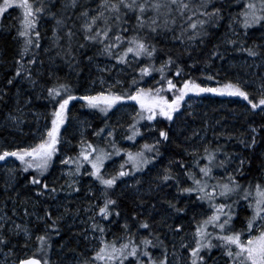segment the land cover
I'll return each instance as SVG.
<instances>
[{
  "label": "snow or ice",
  "instance_id": "snow-or-ice-1",
  "mask_svg": "<svg viewBox=\"0 0 264 264\" xmlns=\"http://www.w3.org/2000/svg\"><path fill=\"white\" fill-rule=\"evenodd\" d=\"M232 2L242 3V8L230 17L228 29L232 35L225 33L221 43L233 46V50L246 53L253 60L259 58L264 62V43L245 46L246 41L240 38L241 35L247 36L250 28H264V0ZM57 3L61 4V12L53 11ZM77 8L81 9L78 13ZM9 9L19 10L15 19L17 38L21 41V46L15 60V77L27 79L33 88L41 86L42 90H46L45 98L51 105V111L45 117L47 122L43 130L37 127L30 143L14 149L0 150V161L8 163V158H14L23 172L35 173L30 177V183L34 186L36 196L55 200L56 193L64 191V187L61 185L57 188L55 179L48 182L46 174L58 155H62L61 146L64 143L71 144L65 133L68 130L72 102L83 101L81 107L96 110L105 117L104 126L95 129L92 135L104 138L111 151L88 140L85 130H81L77 145L79 150L75 155H64L60 159V164L67 166L64 174L73 178L68 183L70 191H80L79 180L74 177L81 175L90 176L100 186L97 189L99 195L95 196L96 203L90 202L85 209L91 213L88 219L91 221L92 239L96 243L92 245L90 254L78 259L77 264H218V259L222 258H226L225 264H264V180L248 179L247 183H242L238 176L246 178L245 164L250 165L251 160L242 157L238 160L237 167L229 171L228 165L236 157L224 153V158L220 159L217 155L221 152L219 146L210 150L205 145L203 156L198 149L193 148L189 153L193 156L190 166L182 158L170 159L168 165L157 171L148 181V192L144 195L163 191L164 188H175L176 195L166 199L164 203L178 217L187 214L189 208L197 205V202L199 205L207 204L211 210L208 212L200 207L196 211L193 208L187 232L183 223L169 224L167 214L162 216L159 225L167 228L173 237L185 233L180 236L178 247L175 243L172 245L171 254L153 222L149 218L141 219V213L134 212L131 222L125 218L121 226L123 232L119 235L113 232L111 239L108 238L111 229L103 223H118V218L121 217L119 201L113 195L119 186L118 181L133 188L137 194L142 193L144 180L137 178L136 174L145 173L146 169L147 173H151L160 162L163 156L161 149L171 142L170 125L175 124L184 114L182 106L185 97L190 94L200 96L203 93H212L239 98L244 102L241 106L246 112L252 115L264 114V75L249 79L237 77L217 87H209L197 82L195 78H185L182 75L184 69L172 55H168L158 68L155 67L157 37L173 32V39L185 44L186 51L197 41L204 44L205 39L211 35L209 29L218 27L219 22L224 19L223 9L212 4V0H200L199 3L194 0H99L94 9L80 4L79 0H0V16ZM70 9L72 13L68 15ZM45 16L55 22L52 29L54 44L63 47L60 41L66 39V57L73 56V43L78 44L81 49L89 44L99 45L97 55L116 62L111 67L106 64L99 71L110 72L123 65L125 68H132L134 72L138 71V76H132L127 87H124L125 82L120 78L108 82L100 77V89H90L83 94H77L69 83L61 82V78L52 72L48 73V79L52 83L40 85L38 77L41 73L34 77L33 69L25 67L24 58L32 49L41 47L39 26L40 20ZM72 16L83 20L79 25L83 42L77 39L75 23L68 25ZM178 22L180 35L176 36L175 25ZM236 25L244 30L242 34L237 31ZM62 30L63 35L60 34ZM221 43L214 45L209 60L224 59L220 51ZM36 63V54L33 52L27 64ZM68 63L71 67L72 62ZM171 66H175V76L181 77L179 82L167 75ZM118 71L123 72L124 68H119ZM155 72L159 73V79L152 77L154 84L142 86V81L147 83L145 77H151ZM14 79H9L7 83L13 84ZM206 79L213 80L214 76L206 75ZM124 108L132 109L128 113L131 123L127 124L124 139L135 143L136 138L142 135V128L158 132V136L153 137L151 143H143L137 151L119 147L115 140L116 128L124 127L120 123L122 117L118 116L114 125L108 122L111 116ZM16 111L21 112V115L10 113L8 119L19 125L23 122V113L20 108ZM162 120L167 121L168 125L157 127ZM142 121L148 123L142 124ZM248 131L250 135L242 133L237 139L244 148L255 151L260 142V132L264 131V123L259 128L250 123ZM232 138V134H228V139ZM114 156H123V159L118 169L109 171L106 162ZM202 160L206 163L202 164ZM216 169H222L223 175L217 174L214 171ZM125 178L131 179L133 183L128 185ZM181 198H186L184 207L177 206ZM136 200L139 201L138 207H143L146 203L143 195H138L134 203ZM151 208L157 211L156 204H152ZM242 212L244 219L237 226ZM67 213L69 209L65 206L64 213L54 218L49 206L45 208L42 216L37 214V222L42 221L45 224L43 232H34L27 224H18L10 217H0V254L4 257L0 264H52L49 257L51 238L53 233L59 234L58 222ZM25 215L30 216L32 213L25 209ZM97 216L99 220L96 219ZM113 217L117 219L113 220ZM13 236L17 237L15 243ZM21 236L23 243L19 239ZM84 238L89 239L87 232ZM154 249H158L159 254ZM214 249L219 252V257L212 255Z\"/></svg>",
  "mask_w": 264,
  "mask_h": 264
},
{
  "label": "trees",
  "instance_id": "trees-1",
  "mask_svg": "<svg viewBox=\"0 0 264 264\" xmlns=\"http://www.w3.org/2000/svg\"><path fill=\"white\" fill-rule=\"evenodd\" d=\"M79 2L84 6L94 9L99 3V0H79ZM194 2L199 3L200 0H194ZM212 4L223 9L222 15L224 19L219 22L218 27L209 29L211 35L205 39V43L199 44L197 41L195 44H191L186 51L185 44H182L179 40L173 39V32L163 33L161 36L156 38L158 52L155 67L158 68L160 63L167 59L168 55H172L177 60L179 66L184 69L182 75L185 78H195L197 82L206 86L208 85L209 87H217L229 80H234L232 75H234L233 71H235L236 68L232 67V73L227 70L231 68L229 67V64L226 63V60H228L227 62H235L237 60L239 61L245 58H251L248 57L246 53L233 50V46L231 45L222 44L221 41L224 39L225 33L228 34L230 31L228 29L230 17L240 11L242 3H234L232 0H212ZM80 10V8H77L76 12L78 13ZM53 11L61 12V4L57 3ZM209 11H211V7L209 8ZM18 13V9H9L7 13L0 16V150L4 148L14 149L18 146H24L30 143L34 138V136L30 135L33 130L31 120H34L31 116V112L47 117L51 111V105L45 98L47 96L46 90H42L41 86L33 88L27 79L15 77L17 68L15 60L18 58L17 53L21 46V41L17 38L16 33L17 21L15 17ZM71 13L72 10L70 9L68 15H71ZM150 14L151 13H149V15ZM73 22L75 23L74 30L77 31V39L83 42L82 34L79 30V25L83 22V20L82 18L77 19L76 16H72V19L68 20V25L71 26ZM132 23H135L134 17L132 18ZM54 26V20L48 16H45L40 20L39 30L42 36L40 41L41 47L39 49H32L29 54L25 56V67H31L33 69L34 77L37 73H41L38 77L40 85L52 83V81L48 79V73L52 72L61 78V82L69 83L77 94H83L92 89L93 81L96 78V75H98L95 71V62L109 65H113L116 62L114 60L109 61L105 56L97 55V51L100 46L91 44H89L88 47L81 49L78 44L73 43V56L66 57L65 49L68 46L67 41L66 39L60 41V44L63 45V47H57L56 44H54L52 38V29ZM63 31L64 30L61 31V35H63ZM248 33L249 34L246 36V39H243L246 41L245 46H251L252 42L256 40L259 43L260 39L258 36L264 33V28L256 26L250 28ZM128 34L129 33H125V35ZM175 35H180L179 22L175 25ZM218 43H221L220 51L224 55V59L219 66V59H208L214 45ZM225 49H227V51H225ZM33 52L36 54L37 63L35 65H28L27 60L31 58ZM47 57H49V61H47ZM89 57H92V59L89 60ZM68 61L72 62L71 67L69 66ZM141 62L144 63L146 61ZM119 68H124V71L120 72L118 76L125 82L124 87H127L132 76H138V71L134 72L132 68H125L123 65H119L117 68H113L110 72L106 73L105 76L109 78L110 76L117 74ZM167 75L177 82L181 80V77L175 76V66H171V70L167 73ZM206 75H212L214 76V79L207 80ZM152 77H155V79L158 80L159 73L155 72L152 73L151 77H145L147 83L142 81V86L148 87L149 85L154 84L155 81ZM13 78H15L14 83L9 85L7 81ZM99 89L100 87L93 88L94 91ZM168 95L171 96V93H168ZM190 98L195 99V104H193L192 107L185 109L184 103ZM185 102L182 106V112L184 114L175 124L170 125L171 142L161 149L163 156L160 158V162L157 164L155 169H152L151 173H144V175H146L144 177L148 178L154 176L157 171L168 165L169 160L173 158H182L186 164L190 166L193 161V156L185 154V150H189L191 148V145L188 144L187 141L191 134L190 129L196 128L201 131L204 123L207 122L213 129V142L209 149H216L219 146L221 148V152L217 154L218 157L224 158V153H229L234 156L238 155L241 158H246V160H251L250 165L247 163L245 164V168L247 170L246 178L238 176V179H240L242 183H247L248 179H264V131L260 132L258 137L260 142L258 143L255 151L244 148V146L240 144L237 139L241 136V132H244L243 129L249 126L250 123H254V125L259 128V126L264 123V114L252 115L250 112H246L241 106L244 102L240 101L239 98L226 96L222 97L212 93H203L200 96L190 94L188 97H185ZM128 103L130 104L131 102ZM82 104L83 101H74L70 106L71 113L69 115L67 126L68 130L65 133V137L66 139L71 140V144L64 143L61 146V153L75 155L79 150L77 146V137H72V134L68 131L73 130L74 126L78 122L84 120L83 118H88L85 120V125L89 128L88 133H86V138L94 143H98L101 146L98 137L93 138L91 137V134L95 129L103 127L105 117L96 110L81 107ZM17 108L22 110L23 114L21 118L23 122L20 123V127L18 129H15L16 127L9 126L8 116L10 113L12 115H21V112L16 111ZM25 112H27V114H25ZM189 113H191V115H189ZM111 120L112 116L108 122ZM167 125L168 122L162 120L157 127H164ZM181 129H185L184 132ZM153 133L158 136V132ZM228 134H232L233 138L228 139ZM142 141H144L142 137L138 138V145H140V142ZM10 159L15 160L14 158ZM16 162L19 164L18 161ZM3 163L4 162L0 161V171L2 170L1 166ZM108 167L109 166H107V168ZM229 167H231V170L234 169L233 165H230ZM16 169L18 179L13 189L10 191L4 190L6 185L3 183V176L0 173V203L6 205L16 202L19 203L21 207H23V205L25 206L31 204L33 205L34 211L41 216L43 215L45 208L51 206L53 217L55 218L57 215L54 211L53 199L49 197H37L34 186L30 183V177L35 173L31 171L25 173L20 169L19 165H17ZM220 175H223V170ZM46 179L50 183L53 179H55L57 188H59L62 184L60 183L61 180L57 173V169L54 166H52L49 173L46 174ZM167 191L169 192V196L172 197L173 192L169 188L159 191L158 194L162 195V193ZM59 192L60 191L56 193V196H59ZM113 195L114 198L119 201V210L121 212V217L118 218L119 222H124L125 218L131 222V216L134 212L141 213L140 218H149L151 222H153V226L157 229V231L161 233V238L163 239L164 235L162 236V233L164 230L160 231V225L157 222V219L162 212L166 213L165 210H167V215L172 218V221L169 220L171 224L183 223L185 225V229H189L190 227L192 216L189 217L188 212L187 214H182L178 217L171 209H167V204L164 203V201L166 199H170L171 197L161 198V202H158L155 195H153V197L151 196L144 199L146 203L143 207H138L137 205L139 204V201L136 200L134 203L136 197L128 196V194L120 190L118 187ZM185 200L186 198H181L177 206L184 207ZM152 203L156 204L157 211H149L148 208L151 207ZM200 207H202L205 211H211L207 204L199 205V202H197V205L191 206L189 210H192L193 214V208H195L196 211H199ZM113 219L116 220L117 218L113 217ZM243 219L244 212L241 213L240 220L237 221V226L240 225ZM48 223L50 224L51 221H48ZM31 227L33 231L36 230L35 232H43L45 230V224L42 221H35ZM58 227L59 234L57 235L53 233L51 238L52 248L49 251L50 260L52 264H74L73 257L71 256H77L79 251L75 247L74 242L68 240L69 235L59 222ZM13 242L15 243L14 240ZM168 242L169 241H167L166 244ZM33 243H35V241ZM62 245H64L63 249ZM168 252H170V249H168ZM212 255L214 257H219L220 254L214 249Z\"/></svg>",
  "mask_w": 264,
  "mask_h": 264
},
{
  "label": "rangeland",
  "instance_id": "rangeland-1",
  "mask_svg": "<svg viewBox=\"0 0 264 264\" xmlns=\"http://www.w3.org/2000/svg\"><path fill=\"white\" fill-rule=\"evenodd\" d=\"M237 31L240 32L241 34L243 33V29H241V27L239 25H236ZM229 36L232 35L231 31H229L228 33ZM260 39V42L258 43V41H253V43L256 44H261L264 43V33H262L261 35L258 36ZM236 38V37H233ZM241 39H246V36L241 35ZM47 61H49V57L46 58ZM223 60L219 59L218 60V66L219 64L221 65V62ZM228 60H226V63L229 64V67L231 69H227L229 71H233V68H236L234 72V75H232V77L234 79H236L237 77L240 78H244V79H249V78H255L256 75H264V62H262L259 58L253 60V58L251 59H243V60H237V61H233V62H227ZM106 64L100 63V62H95V71L97 72L98 75H96V78L94 79L95 83L92 86L93 88H98L100 87V77H104L106 81L108 82H113L116 78H119L118 74L120 73V71L117 72V74H114L112 76H110L109 78H107L105 76L106 73L108 72H101L99 71V68H103ZM109 65V64H107ZM109 67H111V65H109ZM226 76V73H225ZM208 86V85H207ZM98 91V90H97ZM193 104H195V99L194 98H190L188 99L185 103H184V107L186 108H190L193 106ZM132 109L131 108H124L121 109L119 113H117L116 115L112 116V120L109 122L110 125H114L116 124L117 121V117H122V119L120 120V123L124 125V127H117L116 128V132H115V140L118 144L119 147L122 148H128L131 149L132 151H137L139 150L140 146L145 143H151L153 141V137L156 136V134H154L153 132H150L148 129L146 128H142V135L138 136L136 138V142L133 143L132 141H128L126 139H124V136L127 134V124L131 123V119L128 115L129 112H131ZM25 114H27V112H25ZM31 116L34 119L33 121L31 120V123L33 124V130L31 132V136H34V134L36 133V129L37 127H39L41 130H43L44 125L46 124V119L43 115L31 112ZM84 120L78 122L73 130L68 131L69 133L72 134V137H77V142H79L80 139V132L81 130H85V134L88 133L89 128H87V125H85V120L88 118H83ZM83 122V125H82ZM8 123L10 127H16L15 129H18L20 127V124L17 125L14 121H11L8 119ZM142 124H147V121H142ZM104 126V125H103ZM178 127V125H177ZM186 129V128H185ZM185 129H181L183 132ZM249 126L245 127L243 129L244 132H241L246 134V135H250L249 131ZM180 130V131H181ZM191 134L188 137L189 139L188 144L191 145V148L185 153L188 154L191 152V150L193 148H196L199 150V154L201 156H203L204 154V146L206 145L208 148L210 147V145L212 144V131L213 129L211 128V126L206 122L204 123V126L202 128V130H198L196 128H191ZM91 137H96L94 135L91 134ZM144 139V141L140 142V145H138L137 143V139L141 138ZM100 140L101 143V147H105L108 151H111V147L105 143L104 138H98ZM107 139H111V138H107ZM196 144H195V143ZM64 155H67L65 153H62V155H58V157L54 160L53 166L57 169V173L60 177V180L62 183L61 185H63L64 187V191H60L59 192V196H56L57 198L55 200H53L54 202V211L56 213L57 216H60L62 213H64V207L66 206L69 209V213L64 214L63 218L61 220H59V223L62 225L63 229L66 231V233L69 235V239L74 242L75 247L78 249V255L77 256H71L73 257V263L77 264V260L78 259H83V256L85 254H90V249L92 247L93 244L96 243L95 240L92 239V233H91V221L88 219V217L91 215L90 212H86L85 209L88 208L89 203H96L95 200V196H98L99 193L97 191V189L100 187L90 176L87 175H81V176H77L74 177V179L79 180V185L78 187L80 188L79 192H74V191H70L68 189V183L71 182V179H73L72 177L67 176L65 173L67 166L65 165H61L60 164V159L63 158ZM234 156V155H233ZM236 160H234L230 165L234 166V169L237 167L238 164V160L241 158L238 155H235ZM220 159H223V157H219ZM123 156H114L112 158V160L107 161L106 164L108 167L109 171H113L115 169L119 168V164L122 161ZM114 162V163H113ZM201 163H206V161H201ZM17 162L13 159H8V163H3L2 164V170L0 171V173L3 176V183H5V191H10L11 189H13L14 185L17 182ZM230 165H228V170H231V167H229ZM20 166V165H19ZM74 167V166H73ZM88 167V166H86ZM151 167V166H149ZM174 167V166H173ZM155 169V168H153ZM233 169V170H234ZM11 170V171H10ZM147 169L145 170V173ZM198 171V170H197ZM215 172H217V174L220 175L221 173V169H216L214 170ZM83 172V170H82ZM137 178H142L144 180V184H143V191L140 194H137L135 192V190L133 188L127 187L125 184H122L118 181V188L120 190H122L123 192H125L126 194H128V196H133V197H137L138 195H143V198L146 199L148 197H153V195H155V198L158 202H161V198H169L171 196H169V192H164L162 193V195H159L158 192H152V193H148L147 195H144V193L148 192V181L150 180L151 177H144L146 175H144V173H137L136 174ZM127 180V184L131 185L133 183V181L131 179L125 178ZM264 180V179H263ZM164 189H168V188H164ZM169 189H171L172 193V197L176 195V190L173 187H169ZM158 195V196H157ZM171 197V198H172ZM155 200V201H156ZM102 202V201H101ZM154 204V203H152ZM25 209H27V211L29 213H32V215L30 216H26L25 215ZM77 209H79V213L77 214ZM149 211L152 210V208H148ZM36 212L34 211L33 205H23V207H21V205L19 203L16 202H12L11 204H6L4 205L3 203H0V217H10L11 220L15 221L18 224H27L30 228H32L31 226L35 223L36 220ZM167 213L162 212L157 219V222L159 223V221L161 220L162 216L166 215ZM168 216L167 219V223L171 224L169 222L172 221V218ZM188 216L191 217L192 216V210L188 211ZM132 218V216H131ZM97 220H99L100 218L97 216L96 217ZM115 220V219H113ZM104 224H106L111 231L108 233V238L111 239L112 238V233L115 232L116 234H120L123 232V228L121 227L124 222L121 221L119 223H112L109 224L108 221H104ZM116 229V230H114ZM164 229V231H163ZM134 230V229H133ZM36 230H34L35 232ZM143 231V230H142ZM160 231H163L162 236L163 239L167 242V248L170 249L169 254L172 253L173 251V247L172 245L175 243L178 247L179 245V240H180V236H184L185 233H180L179 236L173 237L172 233L168 232L167 228L160 226ZM188 229H185V232H187ZM87 232V234L89 235V239L85 240L84 236L85 233ZM96 235L98 236L99 234L96 233ZM12 239L16 242L17 237L13 236ZM21 243H23V237H19ZM190 239V237H189ZM35 241V237L33 236V242ZM14 243V242H13ZM34 244V243H33ZM64 245H62V249H63ZM60 250V249H59ZM6 251V250H5ZM153 251L157 252L159 254V250L158 249H154ZM182 251V250H181ZM4 257L2 254H0V260H3ZM170 259H172L171 255H170ZM225 260L226 258H222V259H218V264H225Z\"/></svg>",
  "mask_w": 264,
  "mask_h": 264
},
{
  "label": "bare ground",
  "instance_id": "bare-ground-1",
  "mask_svg": "<svg viewBox=\"0 0 264 264\" xmlns=\"http://www.w3.org/2000/svg\"><path fill=\"white\" fill-rule=\"evenodd\" d=\"M164 230V229H163Z\"/></svg>",
  "mask_w": 264,
  "mask_h": 264
}]
</instances>
